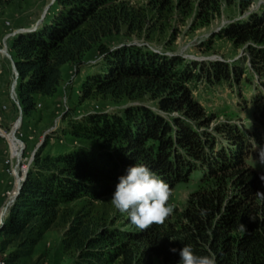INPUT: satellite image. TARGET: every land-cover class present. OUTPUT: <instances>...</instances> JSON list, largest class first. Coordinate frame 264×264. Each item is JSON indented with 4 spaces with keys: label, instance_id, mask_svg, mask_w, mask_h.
I'll use <instances>...</instances> for the list:
<instances>
[{
    "label": "trees",
    "instance_id": "16d2710c",
    "mask_svg": "<svg viewBox=\"0 0 264 264\" xmlns=\"http://www.w3.org/2000/svg\"><path fill=\"white\" fill-rule=\"evenodd\" d=\"M258 1L55 0L34 32L6 41L18 74L21 126L39 98L57 94L62 67L79 72L93 51L88 61L96 63L86 65L98 69L80 81L78 104L126 102L121 109L93 111L80 119L66 110L68 122L60 134L80 143L55 153L44 152L45 145L35 153L0 226L6 264H38L32 261L35 247L61 222L68 226L61 250L72 253L69 264H178V252L170 249L184 245L197 255L215 254L217 264H264V195H258L264 193V171L253 168L264 156V3L251 10ZM10 3L0 0V8ZM222 7H236L242 16L213 38L243 49L245 69L246 57L196 62L148 46L105 43L121 35L153 41L177 18H190L191 30L208 27ZM253 80L258 85L250 101L252 122L210 128L213 117L193 98V85L248 87ZM145 99L153 106L142 103ZM135 164L149 167L171 193L191 186L185 206L173 208L162 225L146 231L131 224L127 213L121 220H95L85 210L111 198L118 178ZM80 201L86 204L67 215L68 207ZM240 223L246 232L237 230Z\"/></svg>",
    "mask_w": 264,
    "mask_h": 264
},
{
    "label": "rangeland",
    "instance_id": "374dc122",
    "mask_svg": "<svg viewBox=\"0 0 264 264\" xmlns=\"http://www.w3.org/2000/svg\"><path fill=\"white\" fill-rule=\"evenodd\" d=\"M146 0H130L133 4H143ZM264 0H259L251 8H256ZM55 6V0H11L7 6L0 8V49L2 48V40L7 35L18 30H29L35 25L40 24L41 18L52 13ZM242 14L238 12L236 7H222L221 13L216 17L208 27L191 30V20L175 19L171 21L170 26L166 27L162 34L154 38L153 41L146 40L142 37L118 36L105 41L110 46H116L121 43L148 46L158 52H164L168 55H178L185 59H190L196 62L224 60L226 62L243 61L241 67L245 69L248 66L247 54L243 49H235L226 40L214 39L213 35L220 32L222 28L228 25L232 20L238 19ZM8 23V25H5ZM169 43L170 45H168ZM208 44L209 46H206ZM205 45V46H204ZM8 52V51H7ZM96 55L93 51L85 57L87 63ZM89 60V61H88ZM96 61L89 62L93 65ZM86 63V64H87ZM82 65L79 72L76 73L74 67L70 66V72L66 77L64 67L62 72V84L57 94L50 98H39L40 108H37L31 114L29 121L20 126L18 130V139L25 145L22 158L17 167L18 178L22 176V166H27V162L38 149L44 147V152L55 153L61 150L65 145H71L75 142L71 138L63 137L60 130L66 126L67 120H64V114L67 109H72L71 115L73 118L79 117L93 112H110L121 109L126 102L121 104H113L109 101L93 100L86 101L82 104L77 102V90L80 81L88 73L95 72L98 67ZM10 62L7 58L0 54V104H4L7 110L2 114L3 129L9 133L12 124L17 120L18 109L16 111L14 105L9 99V91L13 82L12 70ZM6 68V70H5ZM5 71V73H4ZM258 83L256 80L251 82V85L245 87L243 85L214 86L207 87L203 83L193 85V98L198 101L199 105L204 109L207 115L213 117L210 128L218 123L230 122L236 126L249 125L252 122L250 101L254 97V92ZM256 94V93H255ZM142 103L153 106L146 99ZM98 110H95V109ZM12 113V117L10 112ZM70 111V110H69ZM8 146L6 142L0 138V179L2 178L5 185L2 195L0 196V206L5 202L3 194L12 188L13 178L6 173V166L3 164L8 158ZM264 159V156L261 157ZM21 163V164H20ZM16 162L13 161V169ZM253 168L257 172L264 171V163L261 161L255 162ZM11 184V185H9ZM191 186L178 187L173 193L170 205L178 210L182 209L188 195L192 192ZM1 193V192H0ZM86 203L84 201L77 202L68 207L67 215L75 214ZM1 208V207H0ZM90 209V210H88ZM85 211H89L90 215L95 220H107L118 216L121 220L122 215L111 203V198L103 199ZM68 220V216L66 217ZM70 220V219H69ZM67 223L61 222L54 225L35 247L32 256V261L37 260L38 264H69L73 258L72 253L65 254L61 250V242ZM157 264V262H154Z\"/></svg>",
    "mask_w": 264,
    "mask_h": 264
},
{
    "label": "clouds",
    "instance_id": "9594fccd",
    "mask_svg": "<svg viewBox=\"0 0 264 264\" xmlns=\"http://www.w3.org/2000/svg\"><path fill=\"white\" fill-rule=\"evenodd\" d=\"M261 163H264V159ZM118 180L111 203L121 213H127L131 224L139 230L146 231L153 224L162 225L173 213V206L169 204L172 195L169 185L146 165L128 167L126 174ZM261 180H264V176H261ZM258 195L264 193L258 192ZM249 218L255 220L254 217ZM237 230L241 233L247 231L242 223ZM170 252H178V264H217L215 254L197 255L191 245H184L179 250L171 248Z\"/></svg>",
    "mask_w": 264,
    "mask_h": 264
},
{
    "label": "built area",
    "instance_id": "2783aa9c",
    "mask_svg": "<svg viewBox=\"0 0 264 264\" xmlns=\"http://www.w3.org/2000/svg\"><path fill=\"white\" fill-rule=\"evenodd\" d=\"M5 25H8V23H6ZM12 34V33H11ZM10 35V34H9ZM9 35H7L6 37H8L5 41L4 39L2 40V48L0 49V54L2 56H4L2 54V49H3V45L5 44L6 45V41L11 38L9 37ZM5 38V37H4ZM6 49H7V45H6ZM157 53H160L158 51H156ZM5 57V56H4ZM6 58V57H5ZM94 63V62H93ZM2 74V70L0 69V75ZM14 78L13 74H12V79ZM9 99L11 101V103L18 109L17 107V100H16V94H15V89H14V92L13 93H10L9 91ZM37 108H40V105H37ZM7 110V107L4 105V104H0V138H2L7 146H8V158L4 161V165L6 166V173L9 174L10 176H12L13 178V186L10 190L6 191L4 194H3V197H5V202L2 204L1 208H0V214L1 213H4L6 214L7 212V209L11 206V205H8L9 201H11L15 195H16V183H15V180H16V175L18 176V173H17V167H18V164H19V161L20 159L22 158L21 156L23 155V151L25 150V145L22 143V141H20V139H18L19 136H16L18 135V130L19 128H17L16 132H15V137L17 138V140H19V142H17V146L14 147V152L12 151V148H11V145L9 143V138L11 139L10 137V132L12 131L13 129V126L14 124H16V121L12 124V128H11V131L9 133H7L3 127H2V124H3V117H2V114ZM95 110H98L97 108ZM105 113H108V112H105ZM81 118V116L79 117V119ZM21 126V125H20ZM12 140V139H11ZM13 161L16 162V166L14 167L13 169ZM30 161V159H29ZM29 161L27 162V166H22L21 167V170H22V176L19 177L20 179H22L24 173L28 170V164H29ZM21 164V163H20ZM30 165V164H29ZM15 171V174L13 173ZM11 185V184H9ZM5 216V215H4ZM0 264H6V254L4 253H1L0 252Z\"/></svg>",
    "mask_w": 264,
    "mask_h": 264
},
{
    "label": "water",
    "instance_id": "95a60500",
    "mask_svg": "<svg viewBox=\"0 0 264 264\" xmlns=\"http://www.w3.org/2000/svg\"><path fill=\"white\" fill-rule=\"evenodd\" d=\"M42 20H43V17L41 18L40 22H41ZM38 25H39V24L35 25L34 28H31V29H29V30H18V31H15V32H13L12 34H10L9 37H13V36H15L16 34H23V33L34 32V31L36 30V28L38 27ZM7 38H8V37L4 38V41H5ZM1 52H2V54H3V55L9 60L10 65H11V70H12V74H13L14 78H13V82H12V85H11V88H10V93H13V92H14V89H15V86H16V80H17L18 74H17V72H16V70H15V67H14V64H13V62H12V60H11L10 55H9L8 52H7V49H6V45H5V44L3 45V49H2ZM16 105H17V107H18V112H19L18 117H17V120H16V125H17V126L14 127V128L12 129V131L10 132V137H11V139H12L13 141L19 142V140H17V138L15 137V132H16L17 128H19L20 125H21V122H22V113H21V109L19 108V104L17 103ZM32 160H33V155H32V157L30 158L29 164L32 162ZM29 164H28V166H29ZM26 174H27V171L24 173L22 179L19 178L20 181L18 180L19 182H18V185H17V187H16V195H15V197H14L11 201H9L8 205H11V204L14 202V200L16 199L17 195L19 194V192H20V190H21L22 182L25 180ZM16 178H17V175H16ZM4 215H5V212L0 214V221H2V224H3V218H4ZM2 224H0V226H2Z\"/></svg>",
    "mask_w": 264,
    "mask_h": 264
},
{
    "label": "crops",
    "instance_id": "0c3cea01",
    "mask_svg": "<svg viewBox=\"0 0 264 264\" xmlns=\"http://www.w3.org/2000/svg\"><path fill=\"white\" fill-rule=\"evenodd\" d=\"M71 65H67V67H64V73H65V75H66V77L68 76V73L70 72V69H71V67H70ZM5 70H6V68H5ZM4 73H5V71H4ZM12 111L10 112V114H11V117H12ZM4 188H5V185L3 184V180H2V178L0 179V196L2 195V191L4 190ZM1 207V206H0Z\"/></svg>",
    "mask_w": 264,
    "mask_h": 264
},
{
    "label": "bare ground",
    "instance_id": "6f19581e",
    "mask_svg": "<svg viewBox=\"0 0 264 264\" xmlns=\"http://www.w3.org/2000/svg\"><path fill=\"white\" fill-rule=\"evenodd\" d=\"M17 125L16 124H14V126H13V128L14 127H16ZM9 143H10V145H11V148H12V151L14 152V147H16L17 145V142L16 141H13V140H11L10 138H9ZM14 174H15V171L13 172ZM19 180V178H18V176H17V178H16V180H15V183H16V186L18 185V182L20 181H18Z\"/></svg>",
    "mask_w": 264,
    "mask_h": 264
}]
</instances>
